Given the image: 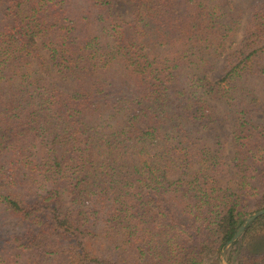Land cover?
<instances>
[{
    "label": "trees",
    "instance_id": "16d2710c",
    "mask_svg": "<svg viewBox=\"0 0 264 264\" xmlns=\"http://www.w3.org/2000/svg\"><path fill=\"white\" fill-rule=\"evenodd\" d=\"M126 2L0 0V264H222L264 209V0Z\"/></svg>",
    "mask_w": 264,
    "mask_h": 264
},
{
    "label": "rangeland",
    "instance_id": "374dc122",
    "mask_svg": "<svg viewBox=\"0 0 264 264\" xmlns=\"http://www.w3.org/2000/svg\"><path fill=\"white\" fill-rule=\"evenodd\" d=\"M115 3L117 4V9H116L117 12H120V13L125 14V15L130 14V12H131V6L126 2V0H115ZM240 37H241V34L239 35V38ZM236 46H237V44H234L232 46H229L228 49L231 50V51H233L236 48ZM215 78L216 77L213 74L212 75V79H215ZM63 87L66 90H73L75 88V85L71 81H65L63 83ZM217 131L221 135L222 140L226 144V154L228 156V159H230L232 157V155H233V150L230 147V140H231L230 132H229L230 130L228 128H218ZM229 249H230V247H229ZM229 249L226 252L225 259H227V253H228Z\"/></svg>",
    "mask_w": 264,
    "mask_h": 264
},
{
    "label": "water",
    "instance_id": "95a60500",
    "mask_svg": "<svg viewBox=\"0 0 264 264\" xmlns=\"http://www.w3.org/2000/svg\"><path fill=\"white\" fill-rule=\"evenodd\" d=\"M263 215H264V209H261L255 213H253L251 216H249L244 221V223L240 226V228L238 229V231L236 232L234 237L231 239V241L223 249L222 254H221L222 264H228L226 259H225V256H226V252L229 249V247L243 235V233H244V231L248 225H250L252 222H254L256 219H258L259 217H261Z\"/></svg>",
    "mask_w": 264,
    "mask_h": 264
}]
</instances>
